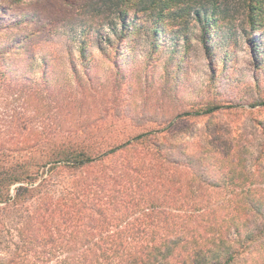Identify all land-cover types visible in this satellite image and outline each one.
<instances>
[{"label": "trees", "instance_id": "trees-1", "mask_svg": "<svg viewBox=\"0 0 264 264\" xmlns=\"http://www.w3.org/2000/svg\"><path fill=\"white\" fill-rule=\"evenodd\" d=\"M28 1L41 25L73 28L85 63L95 60L91 40L115 47L136 42L142 29L156 48L169 30L189 43L195 22L212 53L220 19L241 15L250 42L264 28V0ZM48 12L54 17L45 21ZM20 42L0 28V264H234L239 244L264 237V176L252 189L246 167V154L259 159L264 141L252 149L218 131L172 139L170 127L95 139L109 127L95 122L89 97L79 104L75 91L61 96L46 71L35 79L12 69Z\"/></svg>", "mask_w": 264, "mask_h": 264}, {"label": "rangeland", "instance_id": "rangeland-1", "mask_svg": "<svg viewBox=\"0 0 264 264\" xmlns=\"http://www.w3.org/2000/svg\"><path fill=\"white\" fill-rule=\"evenodd\" d=\"M0 9L4 10L0 16L6 17L0 19L1 30L11 32L12 42L21 41L19 53L12 55V69H22L35 79L46 71L53 87L62 89L61 96L75 91L79 104L89 97L88 107L98 114L94 118L101 117L95 122L109 127L94 135L95 139L170 127L172 139L201 141L207 133L218 131L217 138L230 133L252 149L264 141V28L250 42L241 30V15L218 21L211 34L212 53L196 38L198 27L190 22L189 43L169 30L155 48L144 29L136 42L116 41L115 47L107 43L101 49L91 40L95 60L85 63L74 31L68 32L73 28L62 23L41 25L33 17L40 10L28 0H0ZM26 14L30 22L12 26L11 21ZM53 15L48 12L45 21ZM31 43H37L33 50ZM32 52L35 58L30 61L27 56ZM44 56L48 64L43 63ZM206 105L222 108L207 117H178ZM249 155L246 167L252 171L253 189L260 186L256 182L260 175L264 176V153L259 159ZM245 245H238L234 264H264V237Z\"/></svg>", "mask_w": 264, "mask_h": 264}]
</instances>
